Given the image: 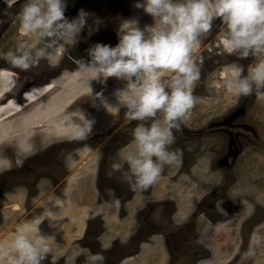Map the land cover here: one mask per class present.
Returning a JSON list of instances; mask_svg holds the SVG:
<instances>
[{"label": "flooded vegetation", "instance_id": "1", "mask_svg": "<svg viewBox=\"0 0 264 264\" xmlns=\"http://www.w3.org/2000/svg\"><path fill=\"white\" fill-rule=\"evenodd\" d=\"M124 1L77 0L68 6L65 16L69 20L81 8L92 16L75 47L52 54L48 66L39 63L22 71L9 60L0 62V96L7 91L8 97L6 101L0 98V110L16 103L15 94L22 99L16 105L23 106L56 84L73 90V81L81 77L89 80L88 72L81 70L77 61L87 60V50L95 43H118L120 28L133 19H126ZM23 3L16 0L9 8L6 0H0V29L15 5L21 8ZM97 25L100 33L95 35L92 31ZM212 25L207 35L212 45L206 49L216 60L222 57L223 63L235 62L247 72L255 57L241 59L238 54L222 53L218 47L222 22L214 19ZM66 39L57 44H66ZM55 58L65 63L58 73L54 71L59 66ZM216 70L204 79L206 93ZM73 76L77 79L72 81ZM198 81L192 94H202L197 92ZM100 82L89 81L92 95L89 87H84L69 100L75 102L67 130L55 132L53 128L52 139L44 141L35 137V144L19 157L15 142L3 145L8 152L0 165V241L10 240L18 228L36 236L38 228L47 236L50 248L42 264H90V257L97 253L104 257L103 264H217L222 247L229 243L227 235L235 228V217L244 214L237 227L241 248L251 244L255 228L264 224V204L248 196L244 175L252 154L264 153V119L262 114L259 119L254 115L259 99L234 94L229 104L217 105L216 110L212 107L215 111L205 121L203 109L191 110L196 119L191 124L186 121L179 131L173 130L175 142L170 151L177 153V163L164 166L158 182L147 190L133 191L119 173H108L118 153L131 147L130 130L137 121L126 119L122 107L117 117L105 116L104 120L94 112L102 109L95 94L109 92ZM110 89L115 93L118 87ZM81 114L90 120L95 117L92 132L85 140L71 139V122L77 123ZM68 247L73 250L71 263Z\"/></svg>", "mask_w": 264, "mask_h": 264}, {"label": "clouds", "instance_id": "2", "mask_svg": "<svg viewBox=\"0 0 264 264\" xmlns=\"http://www.w3.org/2000/svg\"><path fill=\"white\" fill-rule=\"evenodd\" d=\"M6 2L10 8L16 0ZM66 7L67 0H24L16 14L22 40L6 58L22 71H30L41 59H51L58 41L68 38L75 44L92 14L81 8L69 20ZM134 7L154 23L142 29L137 20L126 21L115 46L95 43L87 50L88 59L77 63L88 72V83L110 77L125 82L115 92L116 107L124 108L126 119L137 124L130 130L131 147L118 153L108 174L119 173L121 181L136 191L156 184L164 166L178 161L177 153L170 151L173 130H181L196 103L192 88L200 79V69L193 52L210 33L213 20L218 18L223 25L218 45L223 51L241 59L264 58V0H136ZM25 37L37 41L25 43ZM227 85L238 97L254 94L264 100V59L247 72L236 66ZM89 91L92 95L90 87ZM94 99L105 108L112 106L102 93ZM93 124L84 116L73 125L70 138L87 139ZM36 231L30 237L18 228L10 240L0 241V264H42L50 248L47 236ZM103 260L102 254H93L90 264H103Z\"/></svg>", "mask_w": 264, "mask_h": 264}, {"label": "rangeland", "instance_id": "3", "mask_svg": "<svg viewBox=\"0 0 264 264\" xmlns=\"http://www.w3.org/2000/svg\"><path fill=\"white\" fill-rule=\"evenodd\" d=\"M22 1L23 0H21V2ZM75 2H77V0H67V7L71 6ZM124 3H125L124 7L127 9V15H125L126 19L131 16L133 19L138 21V25L142 29L144 27L150 26L154 23V20L150 15L146 14L142 9H137L134 7L136 0H126V1H124ZM114 4H115L114 7L115 6L117 7V4L116 3H114ZM119 6H120V4L118 5V7ZM20 9H21L20 4L19 5L16 4L14 11H13V14L7 19L5 26L0 29V58H1L0 62H2L4 60L5 61L8 60L6 58V54L9 51H15L18 43H20L22 40L21 35H20L19 20L16 17L17 16L16 14L20 11ZM14 17H16L15 23L12 24L13 26L12 25L10 26V24L14 20L13 19ZM215 20H218V18ZM8 26H9V28H8ZM222 27L219 28L220 35L222 34ZM92 33L95 35H98L100 33V31L94 30V31H92ZM93 34H92V36H93ZM77 39L79 40L80 38L77 37ZM66 40H68V39H66ZM23 41L25 43H36L37 38L36 37H32V38L25 37V38H23ZM208 41L209 40H208V37L206 35L205 37L202 38L201 43L198 46V48H196L193 52V60L196 62L197 66L200 69V79L198 81V86H197L198 91L197 92L202 93L200 95L193 94V96L195 97V101H196L193 109H203V116H205L204 121L208 119V117L210 116L209 114L211 112H214L218 108L217 105L219 106V108H221V107L229 104L230 102H232V99L234 97V92L228 87L227 80L230 77V73L237 66L235 62L223 63L222 57L219 58L218 60H216L215 55L211 54L212 53L211 50L206 49V46L212 45L211 41H209V42ZM66 44H65V42L63 44H61V43L57 44L55 46V49L52 52V54H58V51H60L62 53L67 52V50L69 51L73 47H75V44H73L71 42V40L66 41ZM111 46H115V45L111 44ZM219 49L222 53H224V54L226 53V51H223L221 48H219ZM199 56H201V59ZM262 59H264V58L255 57V60L253 61L252 64H255L257 62H261ZM47 61H48V59H41L39 63H41L43 66H48ZM55 61L58 64L59 59L55 58ZM237 64H239V63H237ZM252 64H250V65H252ZM61 65L65 66L64 61L63 62L59 61V66L56 67L55 70L53 69V67H52V69L56 73H58V72H60V70L62 68ZM213 68H218V70L215 71L214 76H211L210 83H209L210 87L208 88V90H210V91L208 93H206V88L204 86H208V83L204 82V79L209 75V72H211V70ZM73 78L77 79L76 77L73 76V77H71L72 81H73ZM101 83H102V86H104V85L106 86L105 87L106 91H109L107 93H103V98H104V100L107 101V103L109 105H112V106L105 108L103 106V104H101L102 109L99 110L97 108V110L95 109L94 112H96L97 114L100 113V117L103 120L105 119V116H106V118L108 116L114 117L116 114V117H117V115L121 114V112H119L118 108L116 107L118 102L116 100L115 93H112L110 88L111 87H113V88L118 87V89H122L125 86V82L120 81V80L118 81L116 78L110 77L109 81L106 84H103V82H100V84ZM97 85L98 84H96L95 86H97ZM206 94H208V96ZM15 95L17 97L19 96V94H15ZM253 96H255V95L253 94ZM17 97H15V98H17ZM212 107H214L215 110L211 111ZM204 110L205 111L210 110V111L204 112ZM58 112H62L61 107L58 108ZM96 113H95V115H96ZM191 114L192 115L187 120L188 124H191L193 119H196V116L194 115V113H191ZM260 114H262L261 117H262V119H264V100H258V103L256 104V112L254 113L255 118L259 119ZM92 119H93V121H95V117ZM51 123L52 122H48V123L44 124L43 128H39V129L33 128V130H29V134L36 135L38 138H40L39 140H41V141H44L47 138L52 139L51 136L54 134L51 133V131L53 130V126L51 125ZM74 123L75 122H73L72 125H74ZM260 123H262V122H260ZM50 125L52 127H50ZM38 133L42 134V135H40L41 137H39L37 135ZM262 133L264 134V130ZM41 141H39V142H41ZM22 151H24V149L20 151L19 156H21ZM249 163H250V166H246L247 170L244 173L245 177L247 178V181H245V183H246L245 184L246 185L245 190H246L247 194H249L248 196H250L251 198H254V199L256 198L257 201L261 202L260 204H264V153L261 152V154H260L259 152H254L252 154L251 159H249ZM0 165H2V164H0ZM248 196H246V197H248ZM261 206H263V205H261ZM3 214L4 215L7 214L6 211L3 210ZM243 215L240 216L238 214L235 217L234 226H233V228L234 227L235 228L232 230L230 229L231 234L227 235V238L229 239V243L226 247H222L220 254H219V260L217 261L218 262L217 264H227L228 261L231 262L232 257L234 259L231 262V264H264V224L255 228L254 235L251 239V244H245L241 248L242 245L240 244V239H239L237 227L239 224L238 222L243 217ZM2 220H4V218ZM235 222H236V224H235ZM227 232H230V231L228 230ZM257 241H259V243H257ZM246 242H248V241H246ZM70 249L71 248H69V247L67 248V256L69 259L68 263H71L70 261L72 259L73 250H70Z\"/></svg>", "mask_w": 264, "mask_h": 264}, {"label": "bare ground", "instance_id": "4", "mask_svg": "<svg viewBox=\"0 0 264 264\" xmlns=\"http://www.w3.org/2000/svg\"><path fill=\"white\" fill-rule=\"evenodd\" d=\"M6 77L9 78V75ZM81 78L80 80L77 79L76 81H73V90L66 87V85L63 87L61 83V86H57L56 84V86H54L52 89L44 90L42 91L43 93L40 92L41 94L36 98H30V102H26L27 104H23V106H18V104L16 105V103H22L21 96L19 95L17 98H15L16 103L8 104L0 110V164L4 163L5 157H7L6 155L8 151L6 152L3 150V145L6 141H13V143L15 142L17 144V156L19 157L20 151L22 149L33 146L35 141L39 139L36 135L29 134V130H33V128H43V125L48 122H58L57 124L53 125L55 132H62L61 130H67L69 128L70 119L73 117L72 113H70L72 112L71 106L75 102V100L72 102L69 100L72 98V96H75L74 93L80 91V88L89 87V84L84 82L88 79L83 80ZM6 92L7 91H5L0 96V98L4 99L5 101L8 98L6 97ZM66 101H68V103H66ZM59 107L62 108V112H58ZM83 115L84 114H81L79 116L80 118H78V122L83 119ZM50 127L52 126L50 125ZM37 135L41 137L40 135L42 134L38 133ZM35 137H37V139ZM6 145L7 144H5V146Z\"/></svg>", "mask_w": 264, "mask_h": 264}]
</instances>
